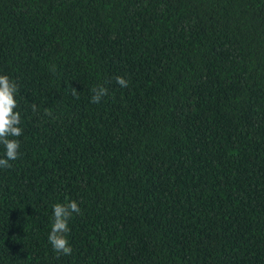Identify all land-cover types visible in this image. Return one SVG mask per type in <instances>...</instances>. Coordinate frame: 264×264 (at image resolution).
Wrapping results in <instances>:
<instances>
[{"label":"trees","instance_id":"1","mask_svg":"<svg viewBox=\"0 0 264 264\" xmlns=\"http://www.w3.org/2000/svg\"><path fill=\"white\" fill-rule=\"evenodd\" d=\"M0 75V264H264V0H0Z\"/></svg>","mask_w":264,"mask_h":264},{"label":"clouds","instance_id":"2","mask_svg":"<svg viewBox=\"0 0 264 264\" xmlns=\"http://www.w3.org/2000/svg\"><path fill=\"white\" fill-rule=\"evenodd\" d=\"M51 71H56V66H51ZM116 83L122 87H128V81L124 77L117 76ZM18 92V84L10 79L7 75H0V146L4 148V156L0 158V168H10V161H15L19 158L20 143L16 137L23 134V129L20 127L21 115L17 108L16 94ZM91 103H100L102 98L108 95L107 88L102 85H97L91 89ZM77 92L73 89V94ZM33 112L37 111L35 104L32 106ZM46 115H51V112L46 109ZM80 208L75 201H69L66 204L55 203L52 206V224L51 231L48 235V241L53 250L62 255H71L72 248L67 238L70 228L69 220L73 213L79 214Z\"/></svg>","mask_w":264,"mask_h":264}]
</instances>
